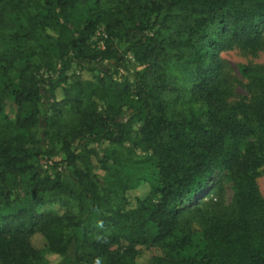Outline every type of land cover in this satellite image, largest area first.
Segmentation results:
<instances>
[{
    "label": "trees",
    "instance_id": "16d2710c",
    "mask_svg": "<svg viewBox=\"0 0 264 264\" xmlns=\"http://www.w3.org/2000/svg\"><path fill=\"white\" fill-rule=\"evenodd\" d=\"M101 24L104 47L86 50ZM0 43L18 106L0 131V264L42 263L37 240L58 264L148 253L145 264H264V60L239 80L222 57L264 51V0H0ZM126 53L133 78L82 64ZM75 63L81 84L69 82ZM133 122L145 157L129 164L91 145L123 144ZM142 180L151 194L133 206L127 191ZM48 202L64 212L39 211Z\"/></svg>",
    "mask_w": 264,
    "mask_h": 264
},
{
    "label": "rangeland",
    "instance_id": "374dc122",
    "mask_svg": "<svg viewBox=\"0 0 264 264\" xmlns=\"http://www.w3.org/2000/svg\"><path fill=\"white\" fill-rule=\"evenodd\" d=\"M105 32H104V26L101 24L97 27L95 33L87 40V42L84 44L86 47V50H96L101 49L104 47L105 42ZM4 43H0V47H2ZM222 57L225 60V63L227 64V67L231 74H233L237 79H241V68L250 63V62H260L264 60V51L260 52L258 55H252L245 50H242L241 48L234 47L232 49H228L224 52H222ZM82 64L85 67H96L98 69H107L109 73L116 79H124V78H133L136 75V72L140 69V66L134 59L133 55L131 53H126L124 56L120 58H116L113 60H103V61H91V60H83ZM79 65L76 63L73 64V66L68 70V74L70 76L69 82L72 83H79L83 82L80 78V70ZM14 78L16 77V73L12 72L11 74ZM82 76L84 78H90V75L88 73H83ZM10 77V76H9ZM9 79L12 80V78H8V76H4L2 73H0V96H2V104H4V112L0 114V131H10L14 129L11 125V122L15 121L17 118L18 113V106L15 104L13 98L8 95V93L4 90L5 82L9 81ZM241 86H238L236 88V93H241ZM130 113H126L125 117H129ZM43 124V123H42ZM140 124L138 122H133L132 126V133L130 135V139L124 142L120 145H107L105 142H102L100 140H96L91 145H100L101 150L107 151L110 155H114L115 157L122 159L125 161V163H131L134 159H141L147 155V151L143 150L142 147H140L137 144V137H138V130H139ZM40 129V128H39ZM34 129L33 132H37L39 135L42 130L40 129ZM35 132V133H36ZM42 146H50L55 150L56 156L58 159L63 156V151L61 149V144L59 143H49L47 140L41 141ZM66 170V169H65ZM96 176L107 178V172L103 169L95 168L93 170ZM223 178V174L220 176V178ZM258 183L260 190L264 196V171H262L258 177ZM223 191L222 193L225 195V198L227 201H230L232 198V188H231V182L227 179H224L223 182ZM209 190V189H208ZM202 192V194H199L200 196L206 194L208 191ZM216 191H219L217 189ZM151 194V187L149 183L145 180H142L139 182L135 187L129 189L127 191V196L130 200V203L135 206L138 198H146L149 197ZM216 195V194H211ZM155 199H157V195L154 196ZM65 208L59 205L58 203H45L40 207L39 211H52L56 214H62L64 212ZM37 245L42 248V257L43 261L40 264H58L61 260V256L57 253L51 252L50 250L46 249L44 246V243L42 240H37ZM126 246V242L122 241L119 244H116L114 248H119L121 250L124 249ZM152 252L157 255H163L164 251L159 246H154L152 248ZM149 254V253H148ZM148 254L144 256V258L140 259L138 264H145L148 259Z\"/></svg>",
    "mask_w": 264,
    "mask_h": 264
}]
</instances>
